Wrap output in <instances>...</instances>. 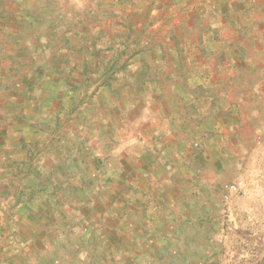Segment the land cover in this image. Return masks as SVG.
Masks as SVG:
<instances>
[{"label": "rangeland", "instance_id": "374dc122", "mask_svg": "<svg viewBox=\"0 0 264 264\" xmlns=\"http://www.w3.org/2000/svg\"><path fill=\"white\" fill-rule=\"evenodd\" d=\"M25 1L0 4V264L67 238L61 264H264V0ZM153 124L188 148L163 181Z\"/></svg>", "mask_w": 264, "mask_h": 264}, {"label": "crops", "instance_id": "0c3cea01", "mask_svg": "<svg viewBox=\"0 0 264 264\" xmlns=\"http://www.w3.org/2000/svg\"><path fill=\"white\" fill-rule=\"evenodd\" d=\"M1 1H3V0H0V4H1ZM11 1L13 2V7L15 6V8L18 7V5H21V3H24V0L23 1L22 0H11ZM30 2H31L30 0H26L25 1V3H30ZM16 10H18V8ZM14 11L15 10H13V12ZM179 128H180V131H181L182 130V127H179ZM148 130H150V132L149 133L147 132V134L151 135V137L153 136V138L151 140V143L149 142L148 144L149 145H153V147L151 146V150L149 151L150 154H147V155H149V159H147V160L143 159L142 162H141V164L145 165V167L146 166H148V167L151 166L149 168L152 171L154 169L159 170L162 174L156 173V178H160L159 181L160 180L163 181V180H166L165 178H168L167 177V173H166L167 171L164 168L165 166H162L161 164H159L155 168V165L158 163L157 161L159 159L158 157L160 156V153H162L164 155L166 154V156H168L167 158H169L171 155H173L171 153H175V152L177 153L180 150L182 152H179V153L183 154V151H186L187 152L188 151V148L186 147V145H184V146L179 145L177 147L179 138L178 139H173L169 143H167V142H164V140H165L164 138H158V137H156L154 134H157L156 133V131L158 130L157 125H154V124L153 125H150L147 129H145L144 132H146ZM174 132H175V130H174ZM147 137H148V135H147ZM170 150H171V152L169 153ZM160 163H162V162H160ZM166 163L170 164V160H166ZM163 173H165V174H163ZM154 175H155V173L153 175H150V178L153 176V178L155 179V176ZM159 189H163V187L162 188H159ZM159 189H158V192H159ZM168 190H169V188H168V185H167V188L165 189V191H166L167 194H168V192H167ZM161 195H162L163 199L159 202V204H160V205L158 204L159 206L162 207L164 204L165 205H170V204L173 203V201H169L167 198H164V197H166V195H165L164 192L161 193ZM1 196L2 195H0V197ZM160 210H161L160 207L159 208H156L155 209V213L156 212H159Z\"/></svg>", "mask_w": 264, "mask_h": 264}, {"label": "trees", "instance_id": "16d2710c", "mask_svg": "<svg viewBox=\"0 0 264 264\" xmlns=\"http://www.w3.org/2000/svg\"><path fill=\"white\" fill-rule=\"evenodd\" d=\"M67 240H68V238H67ZM67 240L63 239V241H61V243L63 242V244L60 247V249L56 251V253H57L55 255L56 258L55 257L52 258V261L55 262V264L56 263L61 264L62 262H60V261L68 258V257L64 256V253H66L67 248H69L70 252H72L71 247L73 248L74 244H73V242H71L69 240L67 241ZM69 242L72 244H70ZM109 247H110V251L112 252L110 259L113 262V264H133L134 260L131 259L132 260L131 261L130 259L126 258L125 253L123 251V247L117 246L114 244L109 245ZM92 248H94V247L92 246ZM153 255L154 254H151L150 256H148L146 258L149 264H159V262L163 261L162 258L159 259L158 256L154 255L155 256L154 257ZM168 257H170V256H166V259H168ZM94 263L95 264L99 263V260H96V262L94 261ZM102 264H105V261H102Z\"/></svg>", "mask_w": 264, "mask_h": 264}, {"label": "built area", "instance_id": "2783aa9c", "mask_svg": "<svg viewBox=\"0 0 264 264\" xmlns=\"http://www.w3.org/2000/svg\"><path fill=\"white\" fill-rule=\"evenodd\" d=\"M239 184H235V185H232L230 188H231V191H237L239 189Z\"/></svg>", "mask_w": 264, "mask_h": 264}]
</instances>
